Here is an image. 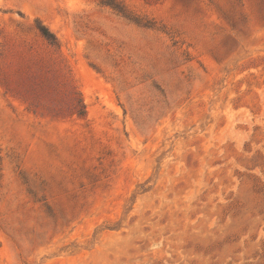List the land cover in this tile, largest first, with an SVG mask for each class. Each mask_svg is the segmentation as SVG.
Wrapping results in <instances>:
<instances>
[{"label":"rangeland","instance_id":"374dc122","mask_svg":"<svg viewBox=\"0 0 264 264\" xmlns=\"http://www.w3.org/2000/svg\"><path fill=\"white\" fill-rule=\"evenodd\" d=\"M0 264H264V0H0Z\"/></svg>","mask_w":264,"mask_h":264},{"label":"trees","instance_id":"16d2710c","mask_svg":"<svg viewBox=\"0 0 264 264\" xmlns=\"http://www.w3.org/2000/svg\"><path fill=\"white\" fill-rule=\"evenodd\" d=\"M107 5H109L114 11H116L118 14H120L122 17L127 18L124 11L114 5H112L111 3H108ZM138 24V22H136ZM39 35L46 41V43L48 45H50L51 47L54 48H59V45L57 43V40L55 38V36L44 26L40 25L36 27ZM76 113L78 116H83L84 115V107L83 105L80 106V108H78L76 110Z\"/></svg>","mask_w":264,"mask_h":264}]
</instances>
